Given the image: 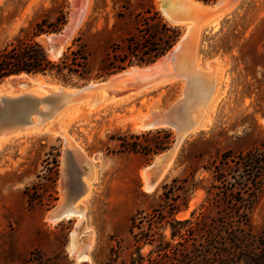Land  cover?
<instances>
[{
  "label": "rangeland",
  "instance_id": "1",
  "mask_svg": "<svg viewBox=\"0 0 264 264\" xmlns=\"http://www.w3.org/2000/svg\"><path fill=\"white\" fill-rule=\"evenodd\" d=\"M195 1L212 6V9L194 11L191 15L171 11L183 21L195 22L197 29L189 30L183 24L169 22L164 14L171 10L174 0H0V41L13 39L21 29H24L22 37L27 38L35 22L43 17H54L59 5H66L68 23L64 30L48 35L51 40L47 35L36 40L52 61L82 47L88 56L91 78L64 81L49 75L31 77L64 87H81L90 81L108 80L123 73L96 77L110 69L113 55L125 53L126 39L134 37L142 41L140 15L145 11L157 13L163 23L177 27L181 32L177 43L184 38L180 51L162 68L147 69L159 59L150 65H134L125 70L137 67L146 72L127 76V83L122 85L129 94L149 87V91L134 96L125 104L93 111L71 109L57 120H46L43 116L40 117L44 123L42 127L41 122L33 124L31 100L9 106L8 119L23 122L25 116H30L31 122L23 129L39 125L40 132L0 145V264H108L115 258V264H124L131 257L138 258L134 235L139 237L141 233L156 238V242L140 245L141 255L146 260L159 258L157 250L161 241L175 246L184 242L180 237L171 240L172 218L210 222L219 216L220 208L216 205L220 201L213 194L216 190H212V195L208 193L212 185L217 184L212 174L214 165L225 154L244 153L264 142V0H222L219 4V0ZM188 51V57L197 53L202 67L217 68L219 64L216 84L217 88L222 86L219 88L222 97L210 118L205 119L204 127L196 133H188L181 139L170 127L137 131L135 122L144 113L150 111L148 116L163 114L174 105L191 99L193 106L197 105V96L200 98L201 93L187 83L181 68L187 62ZM209 61L211 63L207 64ZM173 79L179 81L160 85ZM18 91V87H12L2 95L15 97L10 94H18ZM25 93L38 96L32 91ZM193 95L196 103L194 97L189 98ZM46 105L50 109L57 106L51 100H47ZM42 108L40 105L39 109ZM204 109L199 106L196 115L201 117L202 112L206 115L209 106ZM46 127L52 129L51 132L45 131ZM62 129L68 137L70 135L71 142L59 133ZM161 130L170 133L168 140L163 139V134L156 135ZM126 134H145L139 139L128 140L153 149L157 144L166 145L167 149L158 154L122 152L119 137ZM164 153L168 155L154 165L156 157ZM148 168L149 178L152 176L150 181L159 184L154 191L144 188L141 173ZM174 179H186V184L179 182L177 185L182 186V190L171 194L165 185L170 186ZM86 181L94 183L93 190L86 205L78 207L80 198L86 194ZM26 191L33 201H29ZM171 197L176 200L174 207L169 205H173ZM76 207L85 210L83 218L63 215ZM170 209L178 212L172 217ZM52 212L59 217L55 222L48 219ZM250 217L253 235L257 236L264 223V179ZM185 229L187 227L180 231L184 238L188 237ZM73 234L80 240L76 241L80 246L90 245L93 240L89 260L80 262L69 252Z\"/></svg>",
  "mask_w": 264,
  "mask_h": 264
},
{
  "label": "trees",
  "instance_id": "2",
  "mask_svg": "<svg viewBox=\"0 0 264 264\" xmlns=\"http://www.w3.org/2000/svg\"><path fill=\"white\" fill-rule=\"evenodd\" d=\"M201 1L212 3L217 0ZM66 8V5L61 3L54 17H43L35 22L31 35L27 38L22 37L24 29H21L13 39L0 41V83L8 77L21 74L49 75L64 81L91 78L88 56L82 47L64 53L58 61H52L43 45L36 40L41 35L59 34L64 30L68 23ZM140 16L143 29L139 33L144 32L140 35L142 41L138 42L134 37L126 39L125 53L113 55V61L109 63L110 69L99 73L97 78L109 77L134 65L153 64L175 46L181 35L177 27L163 23L159 15L151 11H145L143 16ZM149 134L151 133L147 135ZM162 134L164 140L171 136L164 130L156 132V135ZM140 136L143 137L145 134ZM140 136L126 134L119 137L121 151L158 154L167 149L166 145L157 144L153 149L148 145L128 140L139 139ZM164 144H168V141H164ZM212 174L217 184L212 185L208 193L212 195V190H216L213 194L220 201V204L216 205L220 208L219 216L210 222L178 221L172 218L171 240L180 237L184 242H179L175 246L171 242L161 241L157 250L161 255L159 258L146 260L140 252L141 244L156 242L153 235L148 233L146 235L141 233L139 237L134 235L138 244L136 251L138 258L131 257L130 261L124 264H264V223L260 233L255 236L250 217L264 179V142L244 153L223 155L214 165ZM179 182L186 184V179L182 181L174 179L170 186L165 185V189L172 191L171 194L182 190L183 187L177 185ZM26 193L29 201H33L34 198L29 196L28 191ZM165 197L169 199L166 194ZM171 200L173 205H169L174 207L176 200L172 197ZM177 212L178 210L170 209L172 217ZM136 219L135 217L132 220L133 229ZM185 227L188 237L184 238L180 231ZM188 243L189 245H186ZM115 262L116 258L111 259L108 264Z\"/></svg>",
  "mask_w": 264,
  "mask_h": 264
},
{
  "label": "bare ground",
  "instance_id": "3",
  "mask_svg": "<svg viewBox=\"0 0 264 264\" xmlns=\"http://www.w3.org/2000/svg\"><path fill=\"white\" fill-rule=\"evenodd\" d=\"M221 1L222 0H219V2L217 4H219ZM211 9H212V6L203 5L202 3L197 2L195 0H174V3H173V6H172L171 10L170 11H164L165 12L164 14H166L167 19H169V22L183 24L186 27H188L189 30H190L191 28L192 29H194V28L197 29V26L194 24L195 22H193V21H190V22L189 21L188 22L187 21H183L182 19L177 18V16L172 15V12H176V14H180V15H191V13H193L194 11H197V12L206 11L207 12V11H210ZM222 12H224V11H222ZM206 23H208V22L206 21ZM174 25H177V24H174ZM208 25H209V23H208ZM71 28H73V27H71ZM203 28H204V26H203ZM201 29H202V27H201ZM198 34H197V36L199 37ZM47 37H48V35H47ZM48 39L51 40V37H48ZM42 41H46V40L45 39L44 40L42 39ZM45 43H47V42H45ZM194 44H195V42H194ZM181 45H182V42L179 41L178 46H176L170 53H168L166 57L160 59L156 64L150 66L147 69L162 68V66L164 64H166L168 61H170V59L172 58L173 54L176 53L177 49ZM48 47H49V45H48ZM63 47L65 48V46H63ZM57 53H58V51H57ZM188 53H189V51L186 53L187 54L186 55L187 56L186 57L187 58V62L186 63H183L181 65L182 66L181 68L184 71V74H183L184 75V79H187V81H188V82L187 81H185V82H187L188 84H190L193 89L195 88V90L197 92L201 93L200 94V98H199V96H197L198 99L195 98L196 97L195 95L189 97V98L194 97L195 98L194 99V102L196 103L198 101L197 105L196 106H193L192 99H191V100L185 102L184 104H182L181 107L178 108L174 112V115H173L172 118H159L156 121H150V120L148 122L142 121V119L145 118L146 115H148V113L150 111L147 112V114L144 113L141 116H139V119L135 122V129L137 131H143L144 132V131L155 130V129L164 128V127H170V128H173L174 131L177 132L176 133V136L178 134L179 139H181L182 137H184L188 133L189 134H192L194 132L196 133L197 130H199L200 128L204 127V125H205V119L206 118H210V116H211L210 114L213 113L214 108H216V104H218V102L220 100V97H222L221 96L222 93H221V90H220L222 88V86L220 85L221 88L219 87L220 88L219 89V88H217L218 85L216 84L217 83V81H216V79H217V77H216L217 76L216 75V71H218L217 68H218V65L219 64L217 63V68H215V67H209L208 68V66L207 67L206 66L202 67L201 61H200L199 57L196 55L197 53L196 54L194 53V55L193 56H190V57H188L189 56ZM184 58H185V56H183V61L182 62L185 61ZM209 63H211V62L209 61L207 64H209ZM136 68L135 69H129V70L123 72V73H120L118 75H114V76L110 77L108 79V82L102 84V86H104V87H106L107 89H110V90L119 91V89H120L119 86H121V83H123V82H124V84L127 83V76L129 77L131 75H134L135 72H137L139 74L140 73H146L143 69H136ZM23 79L24 80L25 79L34 80L35 78H31L29 76L23 75V76H20V77H13V78L7 79L6 81H4L0 85V93L6 91L8 89H11L12 87H15V85L18 84ZM35 80H37L38 82H40L42 84L46 83V81L44 79H42V78H36ZM176 81H177V79L176 80H174V79L173 80H165V81L162 82V84L160 83V85H165V84H169L170 85L171 83L174 84V82H176ZM220 83H218V84H220ZM158 86H159V84L158 85H155L156 88ZM182 86H184V84ZM45 88H46V89H44L45 92L44 91H41L40 89H37V88H32L30 91H32L36 95L40 96V98L46 97L47 96V92H50L51 94H53L52 96H54L51 101L54 102V104H56L57 106H55V108H53V109L52 108L50 109V107H48V105L43 104V108L40 109L38 111V113L35 112V113L32 114L34 116V119H35V120L33 119L35 121L33 123L34 125H35V123L41 122V118L40 117H43V116L44 117H47L46 120L48 118L50 120L51 119L53 120L54 118L56 119L62 113L64 114L65 111L67 112V111H69L71 109H77L78 111H83V109H88L90 111H93V110H99V109L106 108V107H108L110 105H121V104H125V103L129 102L131 99L134 98V96H137V95L139 96L141 93L143 94V93H145V91H149L148 90L149 87H148L147 89H145V91L138 89L137 92H133L132 91V93H130V94L129 93H124V92H115L116 94H115L114 97L108 98V97L104 96L101 99H99L98 101H95L94 103L88 105V104H85V103L84 104L83 103H78L77 100H76V98L75 99H72V97H65V98H63L62 95L64 96V94H62L60 92L61 91L62 92L64 91V92L68 93L70 91L68 88H63V90H62V88H60V86H57L56 84H52V85L45 84ZM193 92H195V91H193ZM23 93H25L23 91V89H19L18 94L17 93H11L10 95H14L15 97H17L18 95H21ZM60 94H61V98L58 99V96H60ZM92 95H93V92L86 90V91L81 92L80 98L81 97H82V99H84V98H90V97H92ZM196 99H197V101H195ZM199 100H200L201 103L199 102ZM199 106H202L203 109L205 107H208L209 106V110H208V112H206L207 113L206 115L204 114V112L201 113V117L196 115L197 108ZM204 111H205V109H204ZM203 114L205 115V117L203 116ZM203 117H204V119H203ZM206 122H207V120H206ZM41 123H42V125L41 124H39V125L42 127L44 123L43 122H41ZM52 123H53V121H51V124ZM39 125H37L35 127H31L30 126V127L24 128L22 131L19 130V131H16V132L4 133L0 137V145L2 143L6 142V141H9V140H12V139H15V138H21V137L29 136V135H32V134H37L38 135V132H40V130L37 129V128L40 127ZM49 127H46L47 129L45 128L46 129L45 131L51 132L52 129H50ZM54 128L53 129L56 132V130H57L56 128L57 127L54 126ZM41 131H43V130H41ZM56 133H58V132H56ZM59 133L67 140L68 143H69V141L71 142V140H69L70 135L68 137V134H67V132L64 131V129H62ZM179 142H180V140L178 141V143ZM68 143L66 145H68ZM175 146H176V144H175ZM167 155H168L167 153H164V154H162L160 156H157L155 162H160ZM90 168L92 169V167H90ZM90 168H89V170H91ZM149 170H150V168L145 169L141 173L142 176H143V178H144V181H145V183H143V184L145 185L144 188H145L146 191H151V190L154 191L155 190L154 188H155V186L158 183L156 184V183H152L150 181V178L152 176L150 175L151 177L149 178ZM91 171H93V170H91ZM166 171L164 173L165 175H166ZM166 176H164V177H166ZM164 177H162V178L164 179ZM151 180H152V178H151ZM87 182L88 181H86L85 183H87ZM159 183H161V182H159ZM93 184L94 183L89 182V183H87V186L84 187L85 188L84 190H86V194L83 197L80 198L79 202L77 203V206L78 207L81 206V205L83 207V204L86 205L85 203L87 202V200L90 197L91 192L93 190V186H94ZM62 203H63V200H62ZM78 207L69 210L68 211L69 212L68 213V217H70V216L73 215V216H77L79 218H83V216H84L83 210L84 209L82 210V209H80ZM48 219L51 222H55L56 220L59 219V217H55L54 216V213L52 212L51 214L49 213ZM80 220H82V219H80ZM77 240L80 241L79 239H77ZM77 240L75 238V235L73 234V238H72V241H71V244H70V247H69V249H70L69 252L72 255H74V257H76L80 262L81 261H87V260H89L90 259L89 250L92 248L91 246H92L93 240H91L90 245L89 244L88 245L86 244L85 246H80L79 244L77 245V242H76Z\"/></svg>",
  "mask_w": 264,
  "mask_h": 264
},
{
  "label": "water",
  "instance_id": "4",
  "mask_svg": "<svg viewBox=\"0 0 264 264\" xmlns=\"http://www.w3.org/2000/svg\"><path fill=\"white\" fill-rule=\"evenodd\" d=\"M184 38L182 39V44H183V41ZM178 46V43L172 48V50ZM182 45L177 49L176 53L173 54L172 58H174V56L177 54L178 51H180ZM171 50V51H172ZM171 51H169L168 53H170ZM167 53V54H168ZM167 54L165 56H163L162 58L166 57ZM160 58V59H162ZM170 59V60H171ZM165 65V64H164ZM148 70H151V69H148ZM125 72V70L123 71ZM135 74H138L137 72L134 73ZM29 76V77H36L40 74H37V75H32V74H21V75H14V76H11V77H8L6 79H4L0 85L6 81L7 79H10V78H13V77H20V76ZM118 75V74H117ZM43 77H47L45 75H41ZM108 80H103V81H98V82H95V81H90L89 83H87L86 85L84 86H81V87H74V86H68V87H64V86H61V85H58L57 86H60V88H68L70 91L68 93L66 92H60L62 94H64V96L62 95L63 98L65 97H72V99H75L77 100L78 103H85V104H92L94 103L95 101H98L99 99H101L102 97L106 96L108 98L110 97H114L115 96V92H124V93H128L127 90H125L124 86L122 85L121 83V86H119V91H116V90H110V89H107L106 87L102 86V84L104 83H107ZM45 84H48V85H52L51 83H40L38 82L37 80H31V79H23L21 80L18 84L15 85V87H18L19 89H23L24 92L26 91H30L32 88H37V89H40L41 91H44L45 88ZM59 90V89H58ZM91 91L93 92V95L92 97L90 98H84L82 99V97L80 98V95H81V92L83 91ZM48 91V90H47ZM2 93H0V137L1 135H3L4 133H11V132H16V131H19L21 129H23V127L26 125V123H30V116H25V121L23 122H18V121H15V120H11V119H8L7 118V109H9V106L15 102H20V101H23V100H31L32 104L34 105L33 107V110H31V116H33L32 114L33 113H38V111L40 110L39 109V106L40 105H43L45 104L46 105V102L47 100H52V98L54 96H52L53 94H51L50 92H47V96L46 97H43V98H40V96H32V95H29L27 93H23L21 95H18L17 97H6V96H3ZM61 98V94L60 96H58V99ZM184 104V103H181V104H177V105H174L168 112L166 113H163V114H151V115H146L145 118H143L142 121H145V122H148L149 120L150 121H156L157 119L159 118H172L173 115H174V112L181 107V105ZM28 113V112H27ZM158 162H155L154 165H156ZM67 214L68 215V211L64 212V214ZM65 214V215H66Z\"/></svg>",
  "mask_w": 264,
  "mask_h": 264
}]
</instances>
